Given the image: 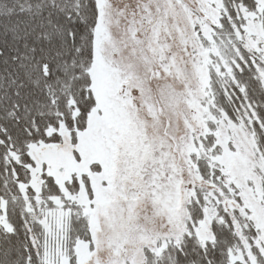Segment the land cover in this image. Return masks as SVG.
<instances>
[{
    "label": "snow or ice",
    "instance_id": "obj_1",
    "mask_svg": "<svg viewBox=\"0 0 264 264\" xmlns=\"http://www.w3.org/2000/svg\"><path fill=\"white\" fill-rule=\"evenodd\" d=\"M0 264H264V0H0Z\"/></svg>",
    "mask_w": 264,
    "mask_h": 264
}]
</instances>
